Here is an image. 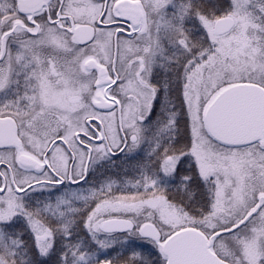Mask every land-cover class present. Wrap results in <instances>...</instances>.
<instances>
[{"label": "snow or ice", "instance_id": "1", "mask_svg": "<svg viewBox=\"0 0 264 264\" xmlns=\"http://www.w3.org/2000/svg\"><path fill=\"white\" fill-rule=\"evenodd\" d=\"M0 264H264V0H0Z\"/></svg>", "mask_w": 264, "mask_h": 264}]
</instances>
